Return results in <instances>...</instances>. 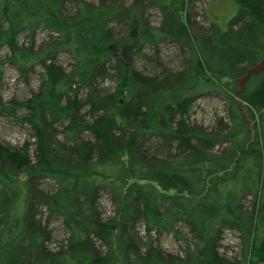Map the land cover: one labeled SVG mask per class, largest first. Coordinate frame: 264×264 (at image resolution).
I'll return each mask as SVG.
<instances>
[{"label": "trees", "instance_id": "obj_1", "mask_svg": "<svg viewBox=\"0 0 264 264\" xmlns=\"http://www.w3.org/2000/svg\"><path fill=\"white\" fill-rule=\"evenodd\" d=\"M191 1L0 0V49L10 50L0 63L24 78L40 68L28 99L4 106L0 95V114L26 110L34 137L0 142V264H264V68L240 83L264 57V0H209L207 27ZM220 6L237 8L226 23ZM168 41L186 53L180 71L135 67ZM211 92L227 116L189 122ZM103 195L115 206L106 218ZM55 217L68 236L51 249ZM181 223L190 237L168 252L160 238L183 239ZM226 230L239 233L240 258L222 254Z\"/></svg>", "mask_w": 264, "mask_h": 264}, {"label": "rangeland", "instance_id": "obj_2", "mask_svg": "<svg viewBox=\"0 0 264 264\" xmlns=\"http://www.w3.org/2000/svg\"><path fill=\"white\" fill-rule=\"evenodd\" d=\"M90 2H98L99 0H88ZM131 1V0H124ZM209 0H192L189 2V8L191 10L193 20L200 26L207 27L209 20L204 17L205 9L207 8ZM72 4H68L71 7ZM237 11L236 7L226 9V7L220 6L217 13L220 15V20L226 23L232 14ZM148 19L153 25L158 26L161 22V10L158 7L150 8L148 12ZM47 37V32L44 29L38 30L36 35L37 44ZM20 44L26 46L31 45V39L27 35L20 34L18 37ZM147 52L151 55L150 58H137L134 61L135 67L140 71L148 75H163L168 71L176 72L180 71L182 61L186 55L179 45L173 42H165L160 46V51L157 54H152L153 50ZM10 55L8 47L0 49V60ZM73 59L68 53H61L58 57V62L65 66L70 67ZM0 95L2 104L8 106L11 100L24 101L28 99L33 90H36L40 82V68H36L34 72L29 74L27 78H24L17 67L9 62L0 63ZM114 81H106L105 87H113ZM14 115H10L7 112L0 114V142L11 147H21L26 141L34 143V137L32 135L31 127L29 124H21L20 118L25 115L26 110L18 108L15 110ZM86 111V110H84ZM83 112V111H82ZM217 116H227V105L225 99L216 94L215 92L200 94L191 104L187 118L191 123L201 124L204 127H211L215 124ZM86 119H90L87 117ZM35 146H31L30 154L34 155ZM44 185L47 186V182L44 181ZM44 186V187H45ZM101 210L103 216L109 217L114 213L115 206L108 198L107 195H103L100 198ZM177 228L182 232L183 239H178L171 233H165L160 238V244L162 247L173 253H182V248L185 245L184 239L190 237L188 228L185 224L181 223L177 225ZM48 230L51 233V240L47 245L51 249H56L61 242H65L68 231L64 228L62 220L59 217L51 219ZM222 254L229 259L240 258L242 251V242L238 232L235 230H226L221 246ZM262 264V263H256Z\"/></svg>", "mask_w": 264, "mask_h": 264}, {"label": "water", "instance_id": "obj_3", "mask_svg": "<svg viewBox=\"0 0 264 264\" xmlns=\"http://www.w3.org/2000/svg\"><path fill=\"white\" fill-rule=\"evenodd\" d=\"M264 68V57L261 59V61L259 63H257L254 67H252L251 69H249V71L247 72V74L240 80L241 85L243 86L244 81L253 73V72H257L260 69Z\"/></svg>", "mask_w": 264, "mask_h": 264}, {"label": "bare ground", "instance_id": "obj_4", "mask_svg": "<svg viewBox=\"0 0 264 264\" xmlns=\"http://www.w3.org/2000/svg\"><path fill=\"white\" fill-rule=\"evenodd\" d=\"M253 67H254V66H253ZM251 68H252V67H251ZM251 68H249V69H251ZM249 69H248V71H249ZM248 71H247V72H248ZM253 73H254V72H253Z\"/></svg>", "mask_w": 264, "mask_h": 264}]
</instances>
